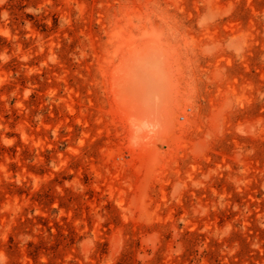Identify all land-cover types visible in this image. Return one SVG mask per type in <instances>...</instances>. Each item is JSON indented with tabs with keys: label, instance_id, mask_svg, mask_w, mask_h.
<instances>
[{
	"label": "rangeland",
	"instance_id": "1",
	"mask_svg": "<svg viewBox=\"0 0 264 264\" xmlns=\"http://www.w3.org/2000/svg\"><path fill=\"white\" fill-rule=\"evenodd\" d=\"M0 253L264 264V0H0Z\"/></svg>",
	"mask_w": 264,
	"mask_h": 264
},
{
	"label": "bare ground",
	"instance_id": "2",
	"mask_svg": "<svg viewBox=\"0 0 264 264\" xmlns=\"http://www.w3.org/2000/svg\"><path fill=\"white\" fill-rule=\"evenodd\" d=\"M150 61H151V60H150ZM150 61H149V63H151ZM147 63H148V62H147ZM155 63H156V62H155ZM145 65L148 66L147 64H145ZM137 66H138V64H137ZM158 66H159V65L157 64V67H158ZM148 67L150 68V66H148ZM153 67H154V66H153ZM149 68H148V69H149ZM145 69H146V67H145ZM145 69H144V67H143V70H144V71H146ZM153 69H154V68H153ZM141 70H142V69H141ZM141 70H140V71H141ZM144 71H143V72H144ZM156 73H157V72H156ZM149 76H150V74H149ZM151 76H152V75H151ZM162 76H163V75H162ZM141 77H142V78H145L146 76L142 75ZM154 79H155V78H154ZM130 80H131V79H130ZM133 80L135 81L136 79H135V78L132 79V83H130V85H131V84L133 85ZM142 80H143V84H144V83H147V84H144V86H143V88H145V89L141 88V89H143V92H142L141 90H140V91L137 90V94H139V92H140V95L142 96V95L145 93V94L143 95V97H144L145 99H144L142 102L145 101L144 103L146 104L147 107H149V106H152V105H153V103H154V99H155V98L157 97V95H158L157 92H156L157 90H156V88H155V84H154L152 81H151V83H148V82H147V79H146V82H145L144 79H142ZM148 81H149V80H148ZM155 81H156V80H155ZM161 81H162V80H161ZM137 82H139V81H137ZM149 82H150V81H149ZM139 84H140V86H141V83H140V82H139ZM139 84H138V85H139ZM158 84H159V83H158ZM161 84H162V83H161ZM135 86H136V82H135V84H134L133 87H135ZM140 86H136V88H134V89L136 90V89H137L138 87H140ZM156 86H157V84H156ZM164 86H165V85H164ZM157 87H158V86H157ZM159 87H160V85H159ZM129 88H130V87H129ZM160 88H161V87H160ZM134 89H133V91H134ZM131 90H132V86H131ZM144 90H145V91H144ZM158 90H159V89H158ZM127 91H128V90H127ZM160 91H162V90H160ZM163 91H164V90H163ZM123 92H124V91H123ZM141 92H142L143 94H142ZM130 95H131V93H130ZM130 95H129V96H130ZM162 95H163V93H161V96H162ZM125 96H126V95H125ZM132 96H133V94H132ZM134 98H135V97H134ZM140 98H141V97H140ZM161 98H162V97H161ZM129 99H130V98H129ZM131 99L133 100V97H132ZM131 99H130L129 101H132ZM141 99H142V98H141ZM158 100H159V98H158ZM133 101L136 102V100H133ZM133 101H132V102H133ZM134 102H133V103H134ZM138 102H139V100H138ZM157 102H158L159 106H160L161 103H162L161 101H157ZM159 102H161V103H159ZM119 103H120V102H119ZM139 104H140V103H139ZM145 104H144V105H145ZM153 106H154V105H153ZM140 107H141V106H140ZM138 108H139V106H138ZM156 108H158V107H156ZM150 109H152V108L149 107V110H150ZM158 109H160V107H159ZM139 110L141 111V108H140ZM149 110H148V108H147V110L145 109V111H147V114H148V112H152V110H150V111H149ZM156 112H157V111H156ZM153 113H154V111H153ZM157 113H158V112H157ZM159 113H160V112H159ZM147 114H146V116H147ZM151 115H153V114L151 113ZM144 116H145V115H144ZM146 116H145V117H146ZM152 117H153V116H152ZM156 118H157V116H156ZM156 118H155V119H156ZM144 119H145V118H144ZM136 120H137V119H136ZM132 122H133V121H132ZM141 122H142V121H141ZM143 122H144V121H143ZM139 124H140V123H139ZM140 125H141V124H140ZM143 125H144V124H143ZM145 126H146V125H145ZM140 128H141V127H140ZM136 129H137V128H136ZM145 129H146V128H145ZM145 129H144V130H145ZM141 130H142V129H141ZM139 131H140V130H139ZM138 133H139V132H138Z\"/></svg>",
	"mask_w": 264,
	"mask_h": 264
},
{
	"label": "clouds",
	"instance_id": "3",
	"mask_svg": "<svg viewBox=\"0 0 264 264\" xmlns=\"http://www.w3.org/2000/svg\"><path fill=\"white\" fill-rule=\"evenodd\" d=\"M211 19H214V17H212ZM209 22H211L210 19L205 17L199 21V24L201 27H203L206 23H209ZM229 47L235 52L236 55L239 56L240 53L243 51L244 44L242 41L238 44H234L233 42L230 41ZM205 51H206V53L211 54L212 49H205ZM238 131H240L242 134H244L242 129H238ZM4 260H5V258L3 256V254L0 253V264H4Z\"/></svg>",
	"mask_w": 264,
	"mask_h": 264
}]
</instances>
